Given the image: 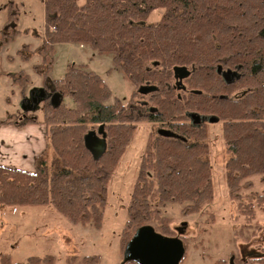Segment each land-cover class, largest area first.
Masks as SVG:
<instances>
[{"label":"trees","instance_id":"1","mask_svg":"<svg viewBox=\"0 0 264 264\" xmlns=\"http://www.w3.org/2000/svg\"><path fill=\"white\" fill-rule=\"evenodd\" d=\"M44 8L39 48L44 58L52 46L68 42L110 56L132 95L144 84L157 87L149 99L154 109L147 116V110L129 102L107 104L111 91L99 75L70 65L62 79L43 88L69 97L73 105L52 107L45 100L37 109L41 121L32 117L17 125L44 126L50 162L45 151L35 159L33 172L0 165V205H51L72 224L100 228L109 179L141 121L167 127L180 138L157 135L145 145L121 233L124 246L138 228L155 221L169 234L160 219L165 205L177 204L181 213L191 214L213 200L206 129L191 117L208 116L222 124L231 199H239L243 185L250 187V178L264 176V0H44ZM155 11L161 12L159 20L148 23ZM218 65L237 69L238 78L224 81ZM179 66L191 71L183 81L190 90L186 94L169 87ZM11 78L24 96L28 75L19 71ZM100 125L107 147L96 161L83 137ZM257 200L264 203V196ZM28 261L51 263L48 258ZM0 264L22 263L0 253Z\"/></svg>","mask_w":264,"mask_h":264},{"label":"rangeland","instance_id":"2","mask_svg":"<svg viewBox=\"0 0 264 264\" xmlns=\"http://www.w3.org/2000/svg\"><path fill=\"white\" fill-rule=\"evenodd\" d=\"M160 14V11L153 12L148 23H156ZM45 20L44 0H0V121L20 122L32 117L41 121L40 111L23 115L22 99L34 88H43L53 80L62 79L70 65H82L99 75L111 91L107 104L114 99L122 104L129 102L132 107L149 103V95L143 97L137 91L132 95L133 88L113 65L110 56L99 54L88 46L58 43L44 58L39 48L45 33ZM22 54L27 59L22 58ZM34 66L40 67L39 72ZM19 71L28 75L24 96L11 78ZM61 103L68 107L73 105L66 96ZM205 128L208 144L205 158L211 164L213 200L201 212L191 214L181 213L182 207L177 204H167L161 210L160 219L164 220L169 234L181 222L187 223L183 238L185 256L180 264H264V261L248 259L245 263L240 260L241 248L247 250L251 240L257 249L264 251V203L257 200L258 196H264V176L250 178V187L243 185L238 191L239 199H231L225 168L230 154L224 145L222 124L218 121L207 123ZM158 129L159 126L146 121L137 124L131 143L109 179L100 228L72 224L51 205H0V253L9 254L13 262L22 264H29L30 257L48 258L50 264H89L84 258L92 256L98 257V264H122L121 246L124 244L120 240L128 219L127 207L144 147L150 138L157 136ZM51 157L52 151L46 149L48 162ZM242 211L251 215L247 217ZM150 226L160 230L156 221ZM162 229L159 233L169 235Z\"/></svg>","mask_w":264,"mask_h":264},{"label":"water","instance_id":"3","mask_svg":"<svg viewBox=\"0 0 264 264\" xmlns=\"http://www.w3.org/2000/svg\"><path fill=\"white\" fill-rule=\"evenodd\" d=\"M173 73L179 83H182L190 75V71L185 67H175L173 68ZM230 73H224V76ZM231 75L238 78L237 73H231ZM156 90L155 86L145 85L139 87L137 92L144 96ZM61 99L62 96L60 94H50L44 88H34L27 97L22 99L20 107L24 113L34 112L39 108L40 103L45 100H49V104L52 107H57L60 105ZM160 135L174 137V135L165 131L160 132ZM104 137L102 125L98 127L97 131L89 130L83 137L85 149L96 161L102 157L106 150ZM185 225L183 223L182 227ZM178 232L182 234L181 230ZM184 256L185 248L179 238L164 236L157 233L152 226L146 225L138 228L126 243L123 250L122 264H179Z\"/></svg>","mask_w":264,"mask_h":264},{"label":"crops","instance_id":"4","mask_svg":"<svg viewBox=\"0 0 264 264\" xmlns=\"http://www.w3.org/2000/svg\"><path fill=\"white\" fill-rule=\"evenodd\" d=\"M18 123L0 124V165L33 172L35 159L47 149L45 129L41 124L18 127Z\"/></svg>","mask_w":264,"mask_h":264},{"label":"flooded vegetation","instance_id":"5","mask_svg":"<svg viewBox=\"0 0 264 264\" xmlns=\"http://www.w3.org/2000/svg\"><path fill=\"white\" fill-rule=\"evenodd\" d=\"M179 67H183V66H179ZM189 70V69H188ZM190 71V70H189ZM216 71H217V73L222 77V79L224 80V81H233L234 79H235V77L233 76V75H231V73H237V69H234V70H230V69H226V70H224V69H222L219 65L217 66V68H216ZM191 72V71H190ZM227 72H231L229 75H226V76H224V73H227ZM173 76H174V73H173ZM185 80V79H184ZM183 80V81H184ZM182 81V83H179V80L178 79H175V77H174V82H172V84L169 86L170 88H174L175 89V92H180V93H183V94H186V93H188L190 90H188L187 89V87H186V85L184 84V82ZM145 85H147V86H153V85H151V84H144V85H142V86H145ZM141 87V86H140ZM169 87H168V89H169ZM157 88V87H156ZM44 89H46V88H44ZM47 90V89H46ZM138 90V89H137ZM157 91V90H156ZM48 93H50L49 91H47ZM138 93V92H137ZM51 94V93H50ZM139 94V93H138ZM151 94H153V93H150V94H148L149 96H151ZM140 95V94H139ZM141 96H143V95H141ZM144 96H146V95H144ZM143 96V97H144ZM148 105H150V103H147V102H142V104H136V105H134V107L135 108H137V107H142V108H144L145 110H147L148 112L146 113V114H144V115H147V116H150V111H152L154 108L153 107H148ZM137 106V107H136ZM133 107V108H134ZM148 108V109H147ZM135 110V109H134ZM137 110H138V108H137ZM213 119L215 120L214 122H213ZM191 121L193 122V124H196L197 126L199 125L200 127H205V125H207V123H215L217 120L215 119V118H212V117H208V116H193V117H191ZM146 122H148V123H152V124H156L157 126H159L157 123H155V122H150V121H146ZM97 129H98V127L96 128V130L95 131H97ZM206 129V128H205ZM162 131H165V132H168V133H170L171 135H174V137H179L180 138V136H178L177 134H175V133H173L170 129H168L167 127H161V126H159V129L157 130V135H159V136H163V135H160V132H162ZM103 134L105 135V143H106V147H107V134L106 133H104V130H103ZM163 137H166V136H163ZM174 137H171V138H174ZM167 138H169L168 136H167ZM106 151V150H105ZM105 153V152H104ZM183 223H185L186 225L184 226V227H182V224ZM186 228H187V223L186 222H181L180 223V226H178V227H175L174 228V230L172 231V233L171 234H169V235H164V236H167V237H171V238H179L181 241H182V243H183V246H184V240H183V238H184V233H185V230H186ZM179 230H181V232H182V234H179ZM156 231V230H155ZM157 233H159V231H156ZM161 234V233H160ZM163 235V234H162ZM254 239V238H253ZM252 242L250 243V247L249 246H247L246 248H247V250L246 249H244L243 247L241 248V255H240V260H242L243 262H247L246 260H248V259H250V260H252V261H258V262H263L264 261V251L262 250V251H260L259 249H257L256 248V246H254L252 243L254 242V240H251ZM126 245V244H125ZM249 245V244H248ZM125 247V246H124ZM184 248H185V246H184ZM263 248V247H262ZM186 249V248H185ZM123 250H124V248H123ZM122 250V251H123ZM122 258H123V252H122ZM183 260V259H182ZM181 260V261H182ZM134 264V263H133ZM180 264V263H179Z\"/></svg>","mask_w":264,"mask_h":264}]
</instances>
